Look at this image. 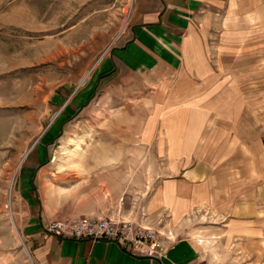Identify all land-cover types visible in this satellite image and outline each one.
Returning a JSON list of instances; mask_svg holds the SVG:
<instances>
[{
    "label": "crops",
    "instance_id": "0c3cea01",
    "mask_svg": "<svg viewBox=\"0 0 264 264\" xmlns=\"http://www.w3.org/2000/svg\"><path fill=\"white\" fill-rule=\"evenodd\" d=\"M118 71L158 73L157 92L164 93L153 120L160 180L150 181L139 216L163 235L158 255L47 232L66 215L32 195L29 166L14 200L23 249L1 245L0 264H206L194 240L201 233L221 237L235 261L264 264V0H134L118 46L95 69V84ZM174 74L179 86L166 79ZM100 203L71 219H104L109 202ZM199 220L209 222L195 225Z\"/></svg>",
    "mask_w": 264,
    "mask_h": 264
},
{
    "label": "rangeland",
    "instance_id": "374dc122",
    "mask_svg": "<svg viewBox=\"0 0 264 264\" xmlns=\"http://www.w3.org/2000/svg\"><path fill=\"white\" fill-rule=\"evenodd\" d=\"M129 7L130 0H0V248L23 249L14 200L29 166L32 195L66 215L55 221L85 219L70 215L108 200L104 219L144 226L140 204L150 181L160 180L153 172L155 159L161 165L153 121L164 95L155 83L160 76L118 71L95 84L97 65L128 26ZM166 79L180 85L175 74ZM194 240L206 264H244L221 237Z\"/></svg>",
    "mask_w": 264,
    "mask_h": 264
},
{
    "label": "built area",
    "instance_id": "2783aa9c",
    "mask_svg": "<svg viewBox=\"0 0 264 264\" xmlns=\"http://www.w3.org/2000/svg\"><path fill=\"white\" fill-rule=\"evenodd\" d=\"M46 230L63 239L103 241L122 246L130 245L133 248L143 247L147 256L158 255V243L163 236L149 227L134 225L128 221L93 218L71 222L52 221L47 225Z\"/></svg>",
    "mask_w": 264,
    "mask_h": 264
},
{
    "label": "bare ground",
    "instance_id": "6f19581e",
    "mask_svg": "<svg viewBox=\"0 0 264 264\" xmlns=\"http://www.w3.org/2000/svg\"><path fill=\"white\" fill-rule=\"evenodd\" d=\"M132 1H133V0H130L129 13H130V11L132 10V9H131ZM130 9H131V10H130ZM125 24H126V23H125ZM125 24H124V27H125ZM86 78H87V77H86ZM25 158H26V157H25ZM23 159H24V158H23ZM23 159L21 160L20 164L22 163ZM12 217H13V216H12ZM12 221H13V220H12ZM15 230H16V229H15ZM16 236H17V235H16ZM18 239H19V241H21L19 237H18Z\"/></svg>",
    "mask_w": 264,
    "mask_h": 264
}]
</instances>
